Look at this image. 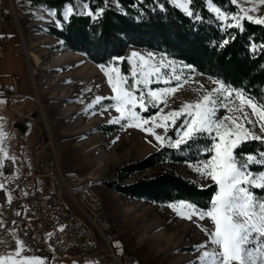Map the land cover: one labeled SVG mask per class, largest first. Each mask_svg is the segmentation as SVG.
<instances>
[{"label": "rangeland", "instance_id": "1", "mask_svg": "<svg viewBox=\"0 0 264 264\" xmlns=\"http://www.w3.org/2000/svg\"><path fill=\"white\" fill-rule=\"evenodd\" d=\"M38 1L42 0H0V100L5 101L0 104V117L3 118L0 123L8 133L5 147L10 156L15 157L17 169L24 173L40 174L45 163L53 160L56 164L53 171L61 197L74 216L86 220L78 206L65 194L68 179L80 178V186L73 188L74 195L78 194L82 186L90 187L101 205L110 233L121 239L127 254L140 264H194L199 255L194 246L207 239L198 223L210 227L207 220L182 219L168 204L124 196L110 188L109 184L120 182V185H128L168 169L199 187L203 185L201 188L211 186V182L200 178L189 167L196 162L166 164L128 178L120 174L122 166L137 162L161 148L153 137L139 129L122 128L121 125L109 123L110 118L117 115L114 111L101 114L99 106L85 111L95 96L111 95L106 77L100 65H94L84 56L67 51L61 47L58 39L46 33L47 26L57 27L56 19L48 14V9L38 6ZM258 8L256 15L264 16V6L258 5ZM78 9L83 10L81 3H78ZM133 51L153 53L157 58L166 56L174 60L165 54L135 47H129L125 57H129ZM29 52L40 59L38 69L33 68L32 61L28 59ZM176 62L178 66L184 65ZM81 63L90 67V71L96 73L98 80H103L105 85L102 87L97 84V88L93 86L91 91L86 83L76 87L71 72L66 76L69 84L63 85H71V88L59 89L56 82L61 74L56 69L68 71L71 66ZM184 80L187 82L183 83ZM214 80L183 68V87L169 100V107L177 109L184 102L197 100L217 87ZM163 86L152 85L153 88ZM109 103L104 101L105 106ZM155 112L156 109H150L143 115L150 117ZM29 114H34L33 124L24 134H20L12 125L16 121L22 122ZM225 114L223 108L218 112L221 117ZM157 131L162 133L163 130ZM256 131L259 132L258 127ZM167 135L175 139V130H170ZM0 182H5L8 190H18L8 187L11 180L5 176H0ZM46 184V179L38 180L42 189ZM1 202L0 219H6L10 214L12 231L28 248L24 254L46 258L49 264L46 239L31 233L29 221L24 216L23 203L17 201L12 207L11 204L3 207ZM17 212L21 215H16ZM62 264L101 263L90 258H77Z\"/></svg>", "mask_w": 264, "mask_h": 264}, {"label": "snow or ice", "instance_id": "2", "mask_svg": "<svg viewBox=\"0 0 264 264\" xmlns=\"http://www.w3.org/2000/svg\"><path fill=\"white\" fill-rule=\"evenodd\" d=\"M169 2L186 16L202 19L194 14L191 7L194 0ZM228 2L235 7V12L217 6L214 0H206L208 11L214 14L225 32L232 28L243 32L245 22L264 26V16L256 15L258 5L264 6V0ZM245 4L252 6L246 7ZM110 6V0H104V6L93 11L82 0L83 10H80L69 2L60 11L61 19H56L55 23L63 28L64 22H70V18L76 15H86L98 21ZM115 7L121 9L119 0H115ZM159 7L161 11L164 10L162 4ZM48 14L53 18L57 16L56 10H48ZM233 39L235 37L229 34V38L224 39L218 47L224 48ZM251 49L253 52L264 51V44L253 43ZM125 60L129 65L127 73L121 68ZM100 68L111 95L95 96L86 112L97 106L101 114L114 111L117 115L112 116L109 123L139 129L153 137L161 149L191 147L202 138H207L209 142L200 150L205 158L189 165L200 178L215 186L208 205L201 208L190 201L168 204L182 219L207 220L210 224L209 227L198 223L207 239L194 246L199 253L194 264H264V148L255 152L243 151L253 142L264 145V103L255 101L242 90L214 80L216 88L195 101L184 102L179 108L171 109L169 100L187 82H181L182 69H194L189 65L178 66L175 60L166 56L157 58L153 53L133 51L129 57H114L108 65H100ZM152 85L164 86L153 88ZM105 100L110 101L107 106L104 105ZM4 102L0 100V104ZM221 108L226 113L222 117L218 116ZM150 109H156V112L145 117L143 113ZM257 127L259 132L256 131ZM157 129L163 130L162 133ZM173 129L175 139L167 135ZM7 138L8 133L0 123V170L4 168L6 160L15 162V157L10 156L5 147ZM0 176H4L3 171H0ZM0 192L7 193V202L11 204L13 193L7 189L5 182H0ZM16 215L21 213L17 212ZM63 230V227L59 229L61 232ZM52 235L48 233L47 239L51 240ZM11 236L14 251L0 255V264H47L46 258L25 255L28 251L25 242L17 238L14 231Z\"/></svg>", "mask_w": 264, "mask_h": 264}, {"label": "trees", "instance_id": "3", "mask_svg": "<svg viewBox=\"0 0 264 264\" xmlns=\"http://www.w3.org/2000/svg\"><path fill=\"white\" fill-rule=\"evenodd\" d=\"M69 2L77 8L78 3L82 4V0H42L37 5L56 10L55 19H61L60 11ZM83 3H88L93 11L104 6V0H83ZM119 3L122 10L115 7V0H110L111 6L98 21L76 15L70 22H64L63 28L47 26L46 33L58 39L61 47L84 56L94 65H108L114 57H125L129 47L159 52L191 66L192 73L220 80L264 103V51L251 49L253 43L264 44V26L245 22L243 32L235 28L225 32L214 14L208 11L206 0H194L191 6L194 14L202 17L200 20L186 16L169 0H119ZM214 3L229 12L236 11L228 0H214ZM229 34L235 39L224 48L218 47ZM121 68L128 72L126 60ZM208 143L207 138H202L191 147H165L122 166L119 172L128 178L166 164L194 163L205 158L200 150ZM261 148L264 145L253 142L243 151L255 152ZM109 187L146 202L190 201L201 208L208 205L215 192L214 185L201 188L169 169L128 185L119 182L110 183Z\"/></svg>", "mask_w": 264, "mask_h": 264}, {"label": "built area", "instance_id": "4", "mask_svg": "<svg viewBox=\"0 0 264 264\" xmlns=\"http://www.w3.org/2000/svg\"><path fill=\"white\" fill-rule=\"evenodd\" d=\"M1 19V17H0ZM56 164L53 160L45 163L40 173H24L17 169L11 160L5 161L3 168L5 178L11 180L8 187L22 192L18 202L23 203L24 216L29 221L31 233L44 236L49 249V264H62L70 259L90 258L101 264H136L126 254V249L107 232L102 217L99 201L88 186H82L75 196L73 188L80 186V178L70 177L65 185V194L78 206L86 220L79 221L70 212L65 200L60 195V188L55 176ZM39 179H46L42 189ZM27 193V195H25ZM75 196V197H74ZM1 205L5 200L0 196ZM17 202V203H18ZM0 255L14 250V239L11 236V216L0 219ZM63 227V231L59 229ZM52 233L51 240L47 239ZM98 241L101 245H98Z\"/></svg>", "mask_w": 264, "mask_h": 264}, {"label": "bare ground", "instance_id": "5", "mask_svg": "<svg viewBox=\"0 0 264 264\" xmlns=\"http://www.w3.org/2000/svg\"><path fill=\"white\" fill-rule=\"evenodd\" d=\"M27 55H28L27 56L28 59L30 61H32L33 68L38 69L39 66H40V59L34 53H32V52H29ZM89 68L90 67H88V66L84 65L83 63H81V64H78V65L76 64V65L71 66L70 67V70H68V71H63L62 69H56V71L57 72H60V74H61V77L56 82L57 86L59 85V89L60 88L61 89H66V88L67 89L68 88L70 89L71 88V85H69V87H63V85H65L67 83L69 84L70 81H68L66 79V76H67V74H71V72H72V74H73L72 78L75 79V83L74 84H75L76 87H82L84 83L88 84L90 89H93V86L95 88H97V84H98V86H102L103 87V85H105L103 83V80H98L96 73L95 74L92 73L93 71H90ZM33 75H36V72H33ZM100 217L103 218L104 223L107 226V232L109 233V235L112 236L113 241L118 242L119 243V246L123 247V249H126L125 248V245L123 244V242L121 241V239H118L117 237H115L114 235H112L110 233L108 224H107V222H106V220L104 218V215H103L102 210H100ZM126 254H127V251H126ZM130 258L133 259V262L134 263L140 264L139 261L136 260L135 258H133V257H130Z\"/></svg>", "mask_w": 264, "mask_h": 264}, {"label": "crops", "instance_id": "6", "mask_svg": "<svg viewBox=\"0 0 264 264\" xmlns=\"http://www.w3.org/2000/svg\"><path fill=\"white\" fill-rule=\"evenodd\" d=\"M9 191H11L12 193H13V199H12V202H11V207L17 202L16 201V196H18V197H20V196H22V192L19 190H17V191H12V190H9ZM6 195H7V193L6 192H1L0 193V196H2V198L5 200V205H4V207H8L7 205L9 204L8 202H7V199H6ZM74 218L75 219H77V220H79V221H83V219L81 218V217H78V216H74ZM98 245H101V242L100 241H98ZM77 259V258H76Z\"/></svg>", "mask_w": 264, "mask_h": 264}, {"label": "water", "instance_id": "7", "mask_svg": "<svg viewBox=\"0 0 264 264\" xmlns=\"http://www.w3.org/2000/svg\"><path fill=\"white\" fill-rule=\"evenodd\" d=\"M30 125H31L30 122L24 123V122L16 121L13 123L12 127L14 130H17L20 134H24Z\"/></svg>", "mask_w": 264, "mask_h": 264}, {"label": "flooded vegetation", "instance_id": "8", "mask_svg": "<svg viewBox=\"0 0 264 264\" xmlns=\"http://www.w3.org/2000/svg\"><path fill=\"white\" fill-rule=\"evenodd\" d=\"M33 118H34V114H29V117H28V118H23V119H22V122H24V123L30 122L31 125H30L29 127H31L32 124H33V122H32V119H33Z\"/></svg>", "mask_w": 264, "mask_h": 264}]
</instances>
